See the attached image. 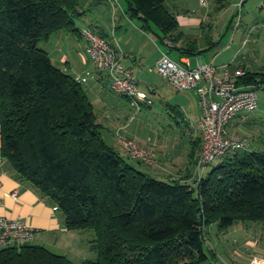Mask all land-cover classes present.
<instances>
[{"label":"trees","instance_id":"1","mask_svg":"<svg viewBox=\"0 0 264 264\" xmlns=\"http://www.w3.org/2000/svg\"><path fill=\"white\" fill-rule=\"evenodd\" d=\"M81 4L0 0V158L56 208L67 230L92 231L97 258L80 264H199L212 223L225 231L264 222V151H228L192 185L153 176L109 146L82 83L40 47L57 31L79 32ZM126 4L161 39L182 37L164 0ZM240 80L262 87L264 74ZM0 264L75 263L30 243L0 250Z\"/></svg>","mask_w":264,"mask_h":264},{"label":"crops","instance_id":"2","mask_svg":"<svg viewBox=\"0 0 264 264\" xmlns=\"http://www.w3.org/2000/svg\"><path fill=\"white\" fill-rule=\"evenodd\" d=\"M237 1L232 0V6H236ZM245 2L249 3L250 0H243L241 7ZM213 3L214 14L215 12L218 14L227 6L225 0H213ZM164 4L176 17L178 29L182 34L180 39L172 43L173 47L170 50L177 54L173 61L188 64L191 68L213 63L218 73L223 68L230 71L243 68L251 74H264V0H255L249 5L244 16L236 24L231 23L232 19L227 22L218 39L211 33L213 26L217 25V20L211 15L210 9L202 16H197L190 9L187 0H164ZM200 6L206 7V1ZM80 8L82 15L75 20V27L79 32L60 30L46 42L50 49L45 50L51 61L75 78L86 77L82 85L93 105L96 121L101 125L102 137L109 146L121 154L114 131L126 124L128 136L139 142L143 141L142 144L153 147L158 154V165L146 166L149 169L146 170L147 173L168 179L180 178L181 182L194 185L199 175L194 167L193 156L201 145V133L197 126L200 106L195 91L176 90L172 87L175 92L173 101L167 99L161 101L165 106L161 109H166L174 115L176 127L180 128L181 134L187 138L182 151L179 150L178 139L182 140L183 136L174 139L176 142H173L163 136L161 129L158 130L156 126L155 135L151 134L150 125L155 123L156 116L150 95H154L158 87L148 76L144 62H147V52L151 45L155 47L154 64L164 52L163 46H159L149 34L152 26H156L151 24L150 28H143V22L138 18H132L127 12L126 0H82ZM84 27L102 36L120 52V65L131 70L138 89L151 100L150 104L141 107L130 123L128 117L134 111L128 98L123 101L121 96L110 90L106 74L96 70L85 54V39L80 31ZM229 29L232 30L229 43L220 49L221 37ZM159 34L158 29L155 35L165 44V40L161 39ZM189 46L194 49L193 54L187 53ZM223 49L224 51L231 49V60L218 61ZM55 60L57 63H54ZM74 64L80 67L79 71ZM238 83L241 86L246 85L241 80ZM227 132L247 139L245 151H264V109L257 106L254 112L239 113L227 125ZM0 217L25 221L37 230L31 244L41 245L53 253L64 255L73 263L87 260V252L93 251L90 244L82 239L83 231L67 230L56 208L47 203L28 182L16 179L1 158ZM252 236L254 235L245 238L236 246L238 259L235 264H247L253 256H264V239L260 237V241H253Z\"/></svg>","mask_w":264,"mask_h":264},{"label":"built area","instance_id":"3","mask_svg":"<svg viewBox=\"0 0 264 264\" xmlns=\"http://www.w3.org/2000/svg\"><path fill=\"white\" fill-rule=\"evenodd\" d=\"M201 5L205 0H199ZM243 0H238L236 6L240 8ZM81 34L85 39V54L94 68L104 72L109 80L110 90L128 98L133 113L128 117L130 123L141 107L150 104L148 96L138 89V84L131 70L120 65V52L105 40L84 27ZM168 48L173 44L165 40ZM156 72L176 90L191 89L195 91L200 106L197 121L201 133V145L197 152V170L201 172L207 164L225 155L228 151L242 150L246 143L241 138L227 132V125L239 113L254 112L257 109L256 89L259 85L241 86L238 81L245 76L246 71L238 68L230 71L223 68L220 73L213 63H206L191 68L173 61L167 53L162 52L155 64ZM77 81L84 83L86 77L78 76ZM127 125L115 130V138L124 156L131 160L155 167L157 152L148 145L139 143L135 138L126 134ZM15 194V193H14ZM37 230L25 221L0 217V250L7 248H21L30 244ZM247 264H264V256H253Z\"/></svg>","mask_w":264,"mask_h":264},{"label":"rangeland","instance_id":"4","mask_svg":"<svg viewBox=\"0 0 264 264\" xmlns=\"http://www.w3.org/2000/svg\"><path fill=\"white\" fill-rule=\"evenodd\" d=\"M205 1L207 3V6L202 7L199 4V0H187L190 6V9L193 11L194 15L202 16L206 11L208 12L210 9L212 13L211 15H213L214 19L216 18L215 20H217L216 21L217 25L213 26L211 33L213 37H216L218 39L219 35L223 32L227 22H229L232 19L231 23L233 25L236 24L241 19V17L244 16L249 5L253 4L255 0H250L249 3L245 2L242 7L240 6V8L238 6H232V0H225V2L227 3L226 4L227 6L224 9L220 10L221 12H219L218 14L216 12L215 14L213 13L214 12L213 0H205ZM214 19L212 21H214ZM156 31L158 32V29L152 26V29L149 30L150 36L158 42L159 46H163L164 52L167 53L171 59H175L177 56L176 52L170 50L171 48H168L167 45L159 41V39L155 35ZM231 31L232 30L229 29L227 32H225L222 35L221 43L219 47L220 49L224 48V46L229 43ZM40 47L45 48V49L46 48L50 49L49 44H46V43H41ZM154 51H155V47L154 45H151L147 52L148 53L147 62H144V66H145L148 76L153 81V83L158 87L157 92L154 95H150L153 100L154 112L156 116L154 117L155 123L153 125L152 124L150 125L151 134L155 135L156 131L154 129L156 126L158 130L161 129V131L163 132V136L168 137L173 142H176L174 139H177L183 136L181 134L180 128L176 127L174 115L169 113L166 109L164 110L161 109L162 106H164L162 105L163 103H161V101L166 100V99L173 101V98H174L173 95L175 94V92H174V89H172V86H170L169 83L164 81L162 77L159 76L158 73L156 72L155 64L153 61ZM222 52L218 58V61H223V59L229 61L232 59L231 49H227L225 51L223 49ZM54 63H57L56 60ZM74 66L76 67V64H74ZM76 68H78V66ZM79 68L76 70L79 71L80 70ZM256 94H257L258 106L264 109V88L262 87L257 88ZM121 98L123 101L126 100V97L124 96H121ZM233 136L241 138L242 140L245 141V143H247L246 138L236 136V135H233ZM178 142L180 145L179 150L182 151V149L184 148L187 142V138L183 136V139L182 140L178 139ZM139 143L142 144L143 141H140ZM179 145H178V148H179ZM199 149H200V146L197 148L196 152L194 153V157H193L194 159L193 163H194V167L196 168V170H197L196 158H197V152ZM121 155L123 156L122 150H121ZM216 163H217V159H215L212 163H210L206 169L204 168L201 171V173L204 174L205 172H208L211 169V167L215 165ZM157 165H158V154H157ZM137 166L141 170H144V171L146 170L149 171L147 167H150L147 165H143V163L141 164L137 163ZM197 172H196V176H197ZM158 178L161 179L164 177L160 176ZM196 180H197V177H196ZM251 235H254L252 236L253 241H260L261 240L260 237L264 239V222L238 221V222L233 223L225 231H221L217 223H212L206 229V239L203 242V249H204V252L207 254L208 258L207 260L200 262L199 264H235L236 259H238V256L236 254L237 252L235 250L236 246L240 245L242 243V240H244L245 238ZM81 236L83 237L82 239L84 240V242H86L87 244L88 243L90 244L89 241L92 239L93 233L92 231L87 230V231H83ZM87 255H88L87 258L89 260H95L97 258V254L94 250L88 251ZM75 264H80V262L75 261Z\"/></svg>","mask_w":264,"mask_h":264},{"label":"water","instance_id":"5","mask_svg":"<svg viewBox=\"0 0 264 264\" xmlns=\"http://www.w3.org/2000/svg\"><path fill=\"white\" fill-rule=\"evenodd\" d=\"M262 88H264V85H262Z\"/></svg>","mask_w":264,"mask_h":264}]
</instances>
